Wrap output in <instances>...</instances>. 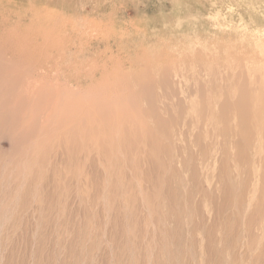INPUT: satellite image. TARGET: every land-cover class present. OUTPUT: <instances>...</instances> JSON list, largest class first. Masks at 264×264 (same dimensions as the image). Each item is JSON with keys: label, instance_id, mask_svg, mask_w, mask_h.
I'll use <instances>...</instances> for the list:
<instances>
[{"label": "bare ground", "instance_id": "6f19581e", "mask_svg": "<svg viewBox=\"0 0 264 264\" xmlns=\"http://www.w3.org/2000/svg\"><path fill=\"white\" fill-rule=\"evenodd\" d=\"M4 20L0 165L25 170L16 192L33 194L53 160L79 204L90 185L106 201L110 241L124 239L115 246L156 241L158 264H264L263 74L227 75L179 51L149 61L134 83L120 66L103 67L84 91L81 63L74 77L59 67L80 32L64 19Z\"/></svg>", "mask_w": 264, "mask_h": 264}, {"label": "rangeland", "instance_id": "374dc122", "mask_svg": "<svg viewBox=\"0 0 264 264\" xmlns=\"http://www.w3.org/2000/svg\"><path fill=\"white\" fill-rule=\"evenodd\" d=\"M45 18L66 20L74 38L80 32V38L64 51L62 59L59 57L64 61L59 67L63 74L74 77V63H81L84 91L89 83L86 76L95 71L93 80H98L103 67L114 70L120 66L134 83L150 69L149 61L179 51L208 58L214 70L227 75L240 71L250 78L264 75V0L0 2V25L8 26L4 19L28 26L19 19ZM48 74L55 78L53 71ZM66 82L70 84L66 88L77 90ZM0 147L7 151L9 146L3 141ZM52 165L45 169V178L31 184L34 193L25 195L15 191L27 187L26 179L20 178L25 170L13 162L1 163L0 264H118L117 259L120 264H158L160 248L156 241L134 250L115 246L124 239L114 238L112 244L109 237L115 229L114 216L106 201L90 185L79 204L72 188L63 190L58 184L57 174L62 170L54 171Z\"/></svg>", "mask_w": 264, "mask_h": 264}]
</instances>
